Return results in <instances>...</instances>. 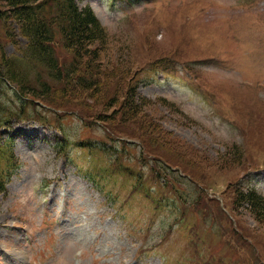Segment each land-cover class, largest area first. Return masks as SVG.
Returning a JSON list of instances; mask_svg holds the SVG:
<instances>
[{
  "label": "rangeland",
  "instance_id": "374dc122",
  "mask_svg": "<svg viewBox=\"0 0 264 264\" xmlns=\"http://www.w3.org/2000/svg\"><path fill=\"white\" fill-rule=\"evenodd\" d=\"M92 1L105 10L104 45L93 46L103 74L97 66L83 75L106 85V98L97 86L59 82L54 66L24 62L25 84L36 87L26 97L81 117H59L9 89L0 99L14 115L0 129V264H264V221L237 195L264 196V0H120L112 9ZM9 15L0 17V58L17 66L25 41L1 34L15 26ZM56 34L50 44L65 68L75 52ZM111 71L118 80L105 79ZM139 78L150 104L136 115L110 108ZM44 82L52 89L42 96ZM100 115L112 116L109 131ZM41 120L67 134V159ZM82 141L89 153L76 148Z\"/></svg>",
  "mask_w": 264,
  "mask_h": 264
},
{
  "label": "trees",
  "instance_id": "16d2710c",
  "mask_svg": "<svg viewBox=\"0 0 264 264\" xmlns=\"http://www.w3.org/2000/svg\"><path fill=\"white\" fill-rule=\"evenodd\" d=\"M7 3L8 11L2 9L0 17H3L7 21L11 19L12 23H15L14 28L12 24L10 27L3 28L1 34L8 40L11 45L19 46L20 42L15 39L19 35L24 39L25 43L20 49L24 50V54L19 55V64H10L9 59L6 58L7 55L4 54L2 59L0 58V99L5 97L7 89L10 88L12 94H15L20 98V100L30 101L28 93H32V87H27L25 80H27L28 72L24 69L25 66L32 68L35 64L37 66H43L47 68L49 65L53 67L52 74L59 82L67 81V84H71L73 89H86L102 92L103 98L107 96V86L100 85V81H94L92 75L87 78L85 75L89 72L95 70V67L100 68V73L98 76L102 75V67L97 64L99 51L93 46L104 45L105 40V30L103 29L97 18L94 17L90 9L80 10L74 0H4ZM1 8V6H0ZM59 28V29H58ZM58 33L62 31L61 36L64 40V44L61 46L64 50L75 52L73 54L76 58L75 61L68 67L59 66V60L54 56L56 47L50 43H55ZM56 32V33H55ZM98 42V43H97ZM87 55L89 56V63L87 66L83 63L77 61V57ZM22 62V64H21ZM21 65V66H20ZM7 66V69L4 70ZM98 71V70H97ZM109 71V70H108ZM111 74L106 73L105 79L108 81L110 79L118 78L115 76V71H111ZM39 80L40 77H36ZM104 79V81H105ZM50 82H44L41 86L42 96L51 92L52 86ZM12 86L15 89H12ZM139 82L138 79L135 80V86L133 82L131 85L126 87V92L122 93L119 97L111 104L110 108H114L118 112L127 108L126 114L136 115L140 113L141 109L150 103L148 99L142 97L139 92ZM104 93V95H103ZM40 96V95H39ZM38 95L32 96L35 101H40L45 104L42 98ZM120 102V103H119ZM120 105L117 106L116 104ZM27 106V103H22ZM21 105V106H23ZM0 103V127L9 126L10 118H14L11 113H6V107H3ZM14 113V111H12ZM20 115L22 112L19 111ZM99 118L104 121L112 119L109 115H100ZM4 122L7 124L5 125ZM106 123V122H104ZM107 124V123H106ZM147 138V137H144ZM149 139V138H148ZM150 140V139H149ZM6 153V150L0 149L1 153ZM11 152V146L9 149ZM3 159L0 158V161ZM6 162H11V160L6 159ZM10 165V164H9ZM1 167V164H0ZM3 172L0 170V179H3ZM4 186L0 185L2 189ZM239 196V202H241L242 207H246L247 210L252 213L255 217L254 219L258 221H264V196L256 192V190L249 189L245 192L240 191L237 194Z\"/></svg>",
  "mask_w": 264,
  "mask_h": 264
},
{
  "label": "bare ground",
  "instance_id": "6f19581e",
  "mask_svg": "<svg viewBox=\"0 0 264 264\" xmlns=\"http://www.w3.org/2000/svg\"><path fill=\"white\" fill-rule=\"evenodd\" d=\"M79 118V117H78Z\"/></svg>",
  "mask_w": 264,
  "mask_h": 264
}]
</instances>
